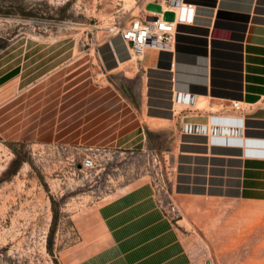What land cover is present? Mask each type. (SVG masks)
Masks as SVG:
<instances>
[{
	"label": "crops",
	"instance_id": "obj_1",
	"mask_svg": "<svg viewBox=\"0 0 264 264\" xmlns=\"http://www.w3.org/2000/svg\"><path fill=\"white\" fill-rule=\"evenodd\" d=\"M182 4L193 17L178 21L171 50L149 48L132 63L119 37L111 66L99 58L98 76L119 70L129 79L140 75L142 85L135 102L121 96L110 106L107 122H89V86L69 88L66 113L56 115L41 105L61 87L34 89L40 124L65 127L57 136L61 141L80 140V125L113 123L117 131L108 134L110 140L148 142L163 134L173 142L168 195L178 207L177 220L164 215L149 182L133 185L75 222L81 241L69 264H200L193 252L206 248L201 237L216 261L225 255V264H264V0ZM82 69L88 74V64ZM177 95L193 102L176 101ZM214 118H238L240 137L257 145L213 144L205 135L182 131L206 127Z\"/></svg>",
	"mask_w": 264,
	"mask_h": 264
},
{
	"label": "rangeland",
	"instance_id": "obj_2",
	"mask_svg": "<svg viewBox=\"0 0 264 264\" xmlns=\"http://www.w3.org/2000/svg\"><path fill=\"white\" fill-rule=\"evenodd\" d=\"M148 3L177 5L171 0H0V264H69L81 241L75 222L89 209L143 182L153 190L162 184L169 194L173 142L168 135L119 142L109 139L117 130L106 123L80 125V140L61 141L57 136L65 127L54 118L47 119L54 122L50 125L40 124L34 94L39 86L61 87L45 95L41 106L47 114H63L69 88L89 86L91 123L107 122L110 106L121 96L135 102L140 75L98 74L100 59L110 67L112 50L120 48L119 31L152 16L145 11ZM132 58V63L138 59ZM86 64L88 74L82 69ZM87 157L93 160L89 169L82 165ZM201 238L206 248L193 252L195 259L225 264L229 257L216 261Z\"/></svg>",
	"mask_w": 264,
	"mask_h": 264
},
{
	"label": "built area",
	"instance_id": "obj_3",
	"mask_svg": "<svg viewBox=\"0 0 264 264\" xmlns=\"http://www.w3.org/2000/svg\"><path fill=\"white\" fill-rule=\"evenodd\" d=\"M171 2L177 4L171 7H178V5L182 3V0H171ZM171 12L175 14L173 22L163 21L162 15L153 14L152 17H156V20H149V17L151 16H144L143 19H136L132 21L128 27L119 31V37L125 43L127 51L131 57H142L145 51L149 48L162 51L171 50L175 38L176 24L178 23L176 13L173 10H171ZM188 13L189 15L187 20L191 21L193 17V10L188 8ZM182 100L189 104L193 102L192 97L182 95L176 96V101ZM231 107L233 110H238L239 103L233 102ZM190 129V127L184 126L182 131L183 133L189 134L191 133ZM82 165L86 169L92 168L93 160L87 157L84 159ZM154 195L157 198L158 205L164 215L170 220L177 218L178 207L169 197L165 186L158 184L156 189H154Z\"/></svg>",
	"mask_w": 264,
	"mask_h": 264
},
{
	"label": "bare ground",
	"instance_id": "obj_4",
	"mask_svg": "<svg viewBox=\"0 0 264 264\" xmlns=\"http://www.w3.org/2000/svg\"><path fill=\"white\" fill-rule=\"evenodd\" d=\"M171 10H173L176 13V19L178 21L187 20V17L189 15L188 6H186V5L181 3V4L178 5V7H171ZM121 42H122V45L125 46V43L123 41H121ZM103 48H102V50H103ZM109 49H111V48L109 47ZM107 57H108V55H107ZM119 65L120 64H118L117 67ZM220 125H230V126H233V128L235 127L236 129L235 128H234V130L230 129V128L222 129V128H220ZM241 126H242V123H241V121L238 118H232V119H219V118L216 119V118H214V119H212L210 125H208L206 127H197V126L196 127L187 126V127L191 128L190 129L191 134L192 133H196V134L200 133L202 135H205V136L208 137L209 142H211L213 144H220V145L222 144V145H231V146H240V145L249 146V145H253V144L257 145V143H251V142L245 140L244 138L240 137V130H238V128L240 129ZM246 153L252 154L253 152H251L249 149H247Z\"/></svg>",
	"mask_w": 264,
	"mask_h": 264
},
{
	"label": "water",
	"instance_id": "obj_5",
	"mask_svg": "<svg viewBox=\"0 0 264 264\" xmlns=\"http://www.w3.org/2000/svg\"><path fill=\"white\" fill-rule=\"evenodd\" d=\"M145 11L149 13H154L158 15H162V20L166 22H173L175 18V14L171 11H163L161 5L155 3H148L145 6ZM149 20H156V17H149Z\"/></svg>",
	"mask_w": 264,
	"mask_h": 264
}]
</instances>
